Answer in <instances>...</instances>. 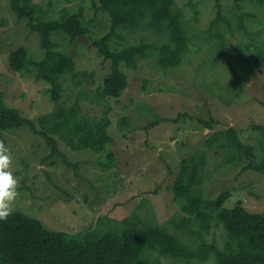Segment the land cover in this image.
Listing matches in <instances>:
<instances>
[{
	"label": "rangeland",
	"instance_id": "rangeland-1",
	"mask_svg": "<svg viewBox=\"0 0 264 264\" xmlns=\"http://www.w3.org/2000/svg\"><path fill=\"white\" fill-rule=\"evenodd\" d=\"M32 1L47 10L48 18H58L63 10L84 12L89 35L78 37L72 45L64 35L55 37L61 50L75 61L74 72L62 80L60 103L66 108L77 104L85 118L108 115L114 141L107 154L113 158L89 150L73 151L57 138L72 165L68 166L63 158L51 157L44 138L28 127L4 132L11 156L9 170L17 179L12 210L36 218L54 231L85 232L100 220L106 230L110 226L121 229L128 220L134 230L162 226L183 242L197 244L196 235L186 234L170 222L187 218L183 202L175 201L170 188L182 160L204 152L207 162L195 192L213 199L228 190L232 197L226 208L242 201L251 213L264 212V175L240 173L244 164L227 163V150H208L205 145L213 133L233 128L243 143L252 145L259 156L263 154L264 132L253 127L264 129V58L249 78L245 60L251 61L264 49V6L250 0H176L190 38L189 51L177 69H164L157 62L158 49L168 42L166 34L145 24L134 30L120 29L112 39L113 48L146 44L150 49L139 60L137 70L122 67L128 86L120 96L103 99L100 92L104 78L111 73V62L100 57L93 42L109 34L110 20L100 10V0ZM217 3L222 18L216 23ZM0 19L6 25L0 27V93L8 107L37 123L56 110L45 93L50 84L36 80L32 73L13 72L10 55L26 47L40 60L39 37L28 30L26 21L17 19L10 0H0ZM247 44L254 45L248 53ZM238 87H242L240 92ZM211 117L218 121L211 130L197 121ZM162 119L165 121L151 125ZM203 236L219 248L227 240L221 227ZM149 258L162 264H201L178 261L158 251Z\"/></svg>",
	"mask_w": 264,
	"mask_h": 264
},
{
	"label": "trees",
	"instance_id": "trees-1",
	"mask_svg": "<svg viewBox=\"0 0 264 264\" xmlns=\"http://www.w3.org/2000/svg\"><path fill=\"white\" fill-rule=\"evenodd\" d=\"M250 1L264 6V0ZM217 4L216 23L222 18L220 5ZM10 7L17 19L26 21L28 30L38 35L43 52L42 58L36 60L28 48L19 47L10 55V69L16 73H32L36 80L49 83L45 93L56 105V110L40 117L36 123L23 117L17 109L8 107L0 93V144H6L4 132L28 127L32 133L44 138L50 147L51 157L63 158L68 166L72 165L61 152L57 138L73 151L89 150L106 155L114 141L108 115L101 119L85 118L81 116L77 104L66 108L60 103L62 80L74 72L75 61L61 50L55 37L64 35L72 45L78 37L89 35L84 12L80 10L70 14L63 10L58 18H48L47 10L32 0H10ZM48 7H51L50 3ZM99 7L110 20L109 34L93 42L100 57L111 62V73L104 78L100 92L103 99L120 96L128 86V77L122 67L137 70L139 60L146 58L150 49L146 44L122 50L113 48L112 39L120 29L134 30L145 24L150 30L166 34L168 42L158 49L157 62L164 69L181 66L189 51L190 38L183 28V15L176 10V0H100ZM5 26L0 19V27ZM241 27L248 33L244 25ZM245 46L247 53L254 47L253 44ZM263 58L264 49H260L254 59L245 60L249 64L246 78L251 76ZM237 89L240 92L242 87ZM161 121L165 119L151 125L156 126ZM197 121L210 130L218 124L213 117L209 120L198 118ZM253 129L264 132L259 126ZM205 145L208 150H227V163L235 166L244 164L240 173L255 171L264 175V150L259 156L252 145L241 141L236 129L213 133ZM107 155L113 158L110 153ZM206 162L204 152L183 159L170 188L175 201L183 202L182 210L187 215L181 221L174 218L170 222L176 229L196 235L199 239L197 244L183 242L162 226L134 230L128 220L121 229L110 226L106 230L100 220L94 228L85 232L54 231L38 219L12 210L6 219L0 220V264H162L149 258V254L155 251L188 263L264 264V212L251 213L242 201L233 208H226L225 203L232 197L228 190L213 199L198 195L195 187L199 184L200 172ZM215 227H221L227 236L223 248L204 240L203 235L209 234Z\"/></svg>",
	"mask_w": 264,
	"mask_h": 264
},
{
	"label": "clouds",
	"instance_id": "clouds-1",
	"mask_svg": "<svg viewBox=\"0 0 264 264\" xmlns=\"http://www.w3.org/2000/svg\"><path fill=\"white\" fill-rule=\"evenodd\" d=\"M11 156L8 149L0 144V220L6 219L11 211V205L16 199L17 179L10 169Z\"/></svg>",
	"mask_w": 264,
	"mask_h": 264
},
{
	"label": "bare ground",
	"instance_id": "bare-ground-1",
	"mask_svg": "<svg viewBox=\"0 0 264 264\" xmlns=\"http://www.w3.org/2000/svg\"><path fill=\"white\" fill-rule=\"evenodd\" d=\"M158 123V122H157ZM241 165V164H240ZM239 167V166H238ZM203 241V240H202ZM173 258V257H172Z\"/></svg>",
	"mask_w": 264,
	"mask_h": 264
}]
</instances>
